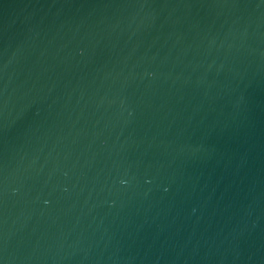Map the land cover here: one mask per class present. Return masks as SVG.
Segmentation results:
<instances>
[{
  "label": "water",
  "instance_id": "obj_1",
  "mask_svg": "<svg viewBox=\"0 0 264 264\" xmlns=\"http://www.w3.org/2000/svg\"><path fill=\"white\" fill-rule=\"evenodd\" d=\"M0 264H264V0H0Z\"/></svg>",
  "mask_w": 264,
  "mask_h": 264
}]
</instances>
